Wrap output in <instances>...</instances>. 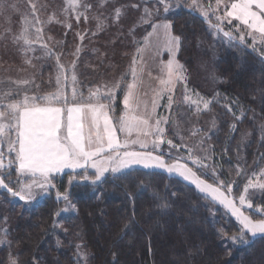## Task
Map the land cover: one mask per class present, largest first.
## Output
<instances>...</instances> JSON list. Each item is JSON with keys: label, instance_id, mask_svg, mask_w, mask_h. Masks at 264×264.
I'll list each match as a JSON object with an SVG mask.
<instances>
[{"label": "trees", "instance_id": "1", "mask_svg": "<svg viewBox=\"0 0 264 264\" xmlns=\"http://www.w3.org/2000/svg\"><path fill=\"white\" fill-rule=\"evenodd\" d=\"M166 20L171 22L173 35L180 38L177 57L188 82L197 79L203 84L197 77L198 64L206 53L203 46L212 42L211 22L186 9ZM213 44L218 54L213 68L218 80L216 92L205 96L217 128L207 140L218 167L223 166L215 176L221 179L224 165L241 154L240 146L244 147L245 169L264 148L260 140L264 54L245 39H231L226 44L218 39ZM118 95L120 99L123 93ZM73 175L76 179L70 185ZM85 175L90 181L94 170L65 172L54 182L55 190L69 193L74 211H65L61 217L63 201L57 200L54 190L37 201L35 210L27 209V216L3 235L0 264L12 260L17 264H80L73 258L78 241L89 253L87 264H264V236L246 234L247 243L223 237L221 228L229 237L239 233L236 220L174 174L137 167L127 174L107 173L95 185L83 181ZM1 193L5 191L0 189V197ZM61 219L65 221L63 230L57 224Z\"/></svg>", "mask_w": 264, "mask_h": 264}, {"label": "snow or ice", "instance_id": "2", "mask_svg": "<svg viewBox=\"0 0 264 264\" xmlns=\"http://www.w3.org/2000/svg\"><path fill=\"white\" fill-rule=\"evenodd\" d=\"M157 3L163 6L165 13L173 10L171 0H157ZM224 3L225 0H216L215 9L211 10V14L215 15ZM79 6L78 0H67V7L64 11L67 12L71 9L76 12V19L79 21L82 15L76 11ZM176 6L181 5L177 4ZM31 7L35 14L36 5L31 4ZM198 7L202 9L203 5L199 4L198 0H191L189 8L196 9ZM159 11V8L145 7L141 20L147 23L153 15H158ZM120 14V9H116L117 19ZM202 15L208 18L210 13L202 11ZM215 18L217 23L210 27L215 28L218 33L223 31L222 25L225 21L231 25L235 20L238 22L235 25L236 30L243 29L239 37L241 42L245 39V33L253 38L254 43L257 34L264 42V0H231L230 6L225 4L223 15H216ZM35 20L39 23L38 17H35ZM24 25L14 40H22L24 45L31 49L34 43L42 39V29L35 27V24H32L27 18L24 20ZM29 25L35 27V40L29 37ZM151 27L152 32L147 34L144 44L137 48L136 55L133 56L130 65L132 80L124 86L123 111L119 117L114 118L113 102L115 92L122 87L125 77L122 76L121 80L111 87L103 86L106 91L101 87L89 89L88 96L84 97L76 88L78 80L74 71L75 61L70 68L66 69L65 65L59 63V56H57V89L55 91L45 95H29L25 92L19 99L13 98V96H19V92L12 90L0 92V187L13 197L31 202L38 195H45L50 189L55 188L52 182L55 175L63 173L65 169L73 173H76L77 169L85 173L89 169L94 170L93 179L89 181V177L85 175L82 180L95 185L102 182L107 173L127 174L137 167L159 168L166 170L169 175L178 174L185 180L196 177L191 182L195 183L199 192L210 196L212 201L218 202L232 217H235L239 225V233L229 237L227 232L221 228L220 233L223 237L233 243H247L246 234L250 237L264 236V206H254L249 194L250 190L264 192V170H261L259 178L255 182L249 178L243 192L238 198H233L231 197V184H225L224 181H219L218 186L209 184L197 177L196 173L186 165L168 164L163 154H155L163 143H167L171 148L181 147L171 139L165 140L166 129L161 127V124H167L169 119L158 116L156 109L159 105L156 102V97L165 92L169 93L167 107L170 110L175 85L183 82L186 88L187 77L184 75L183 65L175 59V52L179 50L180 38L171 34V22L153 23ZM223 35L229 39H235L231 32L223 31ZM153 36L157 38L156 46L160 39H163V45L169 52L170 58L166 62H161L160 72L162 75L157 78L161 87L154 92L151 110H149L147 102H142L139 99L138 74L144 70V52L154 46L151 40ZM42 47L47 49L46 44H43ZM47 52L49 55L52 54L50 49H47ZM78 52L79 48H77ZM137 57L140 59L138 60ZM26 62L31 63L30 61ZM138 64L140 65L139 69ZM69 72L70 76L67 74ZM149 75L151 74L149 73ZM69 82L72 85L71 98L66 92ZM15 83L28 85L30 81L23 80ZM184 99L194 106L197 112L201 110L199 105L202 101L199 94H197L196 100H191L186 90ZM141 103L144 105L143 109H141ZM210 103V101L203 102L204 110L209 108ZM118 133L124 134L123 142H121ZM134 134L135 138H133ZM149 137L152 138V151L147 150ZM5 144L7 145L6 152L2 147ZM134 146H139L141 150H134ZM184 147L187 148V145ZM191 151L189 149L190 153ZM194 163H199L201 167H207L200 162L199 158ZM14 165L17 173L15 183L19 185L15 190L9 187L13 181L5 182V170L12 169ZM6 175L10 177L11 171H7ZM253 176L255 177L257 174L253 173ZM75 179V175L70 176L69 184H73ZM56 198L58 201L63 200L67 205L61 211L74 208L67 191L61 193L57 190ZM249 212L252 214H248ZM59 214L58 212L57 215ZM253 215L261 218L254 219ZM81 247V245H77V258L80 264H87L88 253L82 252ZM11 264H17V262L12 260Z\"/></svg>", "mask_w": 264, "mask_h": 264}, {"label": "rangeland", "instance_id": "3", "mask_svg": "<svg viewBox=\"0 0 264 264\" xmlns=\"http://www.w3.org/2000/svg\"><path fill=\"white\" fill-rule=\"evenodd\" d=\"M78 2L80 6L76 11L82 14L79 21L76 19V12L71 9L67 12L64 11L67 7V0H31V3L30 0H0V92L7 90L19 92V96H13L14 99H19L25 92L29 95H45L55 91L57 89V56H59V63L65 65L66 69L70 68L73 61H75L74 71L78 80L76 88L84 97L88 96L89 89L101 87L102 90L106 91L103 86L107 85L111 87L116 84L117 81H120L122 76L125 77L122 87L115 92V100L113 102L114 118L119 117L120 113L123 111V105H121V97L119 99L118 94L124 93V86L132 79L130 65L133 56L136 55L137 48L143 45L144 38L147 34L152 32L150 31L151 25L153 23L168 21L166 18L176 14L180 9L197 12L203 18L205 17L202 15V11H209L210 15L205 19L211 22L210 25L217 23L215 16L218 15L217 13L212 15L211 10L208 9V5L212 2L210 0H198V3L203 5L202 9L199 7L190 9L189 4L191 0H171L173 10L167 13L163 11V6L158 4L157 0H78ZM31 4L36 5L35 14H33ZM177 4L181 6L177 7ZM13 5L15 7H12ZM89 5L90 7H88ZM145 7L149 9H160L159 14L153 15L147 23L141 20V17L144 15ZM116 9H120L121 11L119 19L116 18ZM35 17H38L39 23L36 22ZM85 17H87V19H85ZM25 18L31 21L32 24H35V27H40L42 29V39L34 43L31 49L25 46L22 40H14V37L18 36L25 26ZM145 19L148 18L145 17ZM237 23V21L233 20L232 24L229 25L225 21L222 28L223 31L231 32L236 40H240L239 37L243 29L241 28L237 31L235 28ZM210 25L209 29L212 42L206 43L205 46H203L206 53H203L204 58L201 59L198 64L199 74L197 77L201 78L199 82L203 84H199L197 79L188 82L189 76L185 68H183L184 75L187 77L186 88L183 82L176 84L175 93H172L173 102L170 110L167 107L169 104V94L165 95L167 92L163 93L161 97L164 96L165 98L163 97L164 99L160 109L156 110L159 117L169 119L167 124H161V127L166 129L165 140L171 139L175 144L181 147L171 148L167 143H163L155 154H163L168 164L178 163L180 165H186L187 168L196 173L197 177L205 180L209 184L218 186L219 181H224L225 184H231V197L238 198L243 192L245 184L248 183L249 178H252L253 182H255L259 178L261 170H264V148L257 152L253 161L254 163L249 168L245 169L242 153L244 147L240 146L241 154H237L231 164L224 165V176L221 179L215 178L216 173H218L223 166L219 164L220 166L218 167V160L213 152L211 143H209L207 139L209 134L214 132L217 127L209 116V108L204 110L203 102L209 101L205 96L208 94L207 92H216L218 75L213 68L218 54L213 43L215 40L219 39L226 44L231 39L225 37L223 31L218 33L216 29L210 27ZM35 27L29 25V37L33 40L36 38ZM81 37H83V39H81ZM151 40L154 45L152 47L153 51L159 50L162 51V53L165 51L162 38L158 46H156L157 38L155 36H153ZM245 40L250 41L249 46L251 48L264 54V42L261 41L258 34L256 35L255 43L253 38L247 36L246 33ZM43 44H46L47 49L51 50V55L48 54L47 49L42 47ZM77 48H79L78 53ZM147 50L149 51L150 48ZM176 55L175 53V59L177 60ZM165 57L163 62H166L170 58L169 52H167V56ZM26 61H30L31 63ZM67 74L69 76L71 75L70 72ZM23 80H28L30 83L28 85H17L15 83L16 81ZM156 85H158L159 90L161 87L159 81H157ZM154 88L155 86L152 87V89ZM71 90L72 85L69 82L66 88L69 98H71ZM186 90L191 100H196L197 94H199L202 101L199 105L201 109L199 112H197L196 108L191 106L189 102L185 101L184 96ZM150 93L149 91V97ZM118 104L120 105V111ZM141 109H143V107H141ZM148 109L151 110L150 105H148ZM197 129L200 131H196ZM260 129L261 134H263L260 140L264 144V124L260 126ZM193 132H195V135H193ZM121 135L124 136L123 133H121ZM181 137H183V139H181ZM133 138H135V134ZM124 139L125 136L122 138V141ZM151 139V137L148 138V151L153 150ZM184 145H187V148H185ZM164 146L167 147V150L163 149ZM2 147L6 152L7 145L5 144ZM189 149L192 150L191 153ZM134 150L139 151L141 149L139 146H134ZM197 158L200 159L202 164L207 165V167H201L199 163H194ZM7 171H11L10 177L6 175ZM69 171L70 170L65 169L63 173L56 174L55 179L52 181L53 184H55L54 182L65 174V172ZM76 171L82 170L77 169ZM253 173H256L257 176L254 177ZM174 175L180 177L178 174L174 173ZM205 176L207 177L205 178ZM16 179L17 173L15 171V165L12 169L5 170V182L7 183L9 180L13 181V183L9 184V187H12L14 190L19 187V185L15 183ZM182 179L185 180L184 178ZM195 179L196 177H190V179L185 181L198 190L195 183L191 182ZM0 189L5 191V194L1 193L2 196L0 197L1 247L4 243L3 235L13 228L12 226L17 220L23 218L25 215L27 216V209L35 210L38 200L52 192V190H54V194H56L57 189H50L47 194L38 195L31 202H25L18 197H13L2 187H0ZM249 194L254 206H264V192L260 190H250ZM207 197L210 198V196ZM217 204L222 208L225 214L231 216L222 205L218 202ZM66 207L67 205L63 201L60 212ZM68 211H74V208ZM248 214L252 213L249 212ZM64 215L65 211L62 212L61 217ZM233 218L235 219V217ZM253 218L259 219L261 217L253 215ZM64 223V220H58L57 223L62 230L64 229ZM61 241L59 240L58 242ZM77 245L82 246V252L88 253L81 242L78 241L75 248H77ZM73 258L79 261L77 258V249Z\"/></svg>", "mask_w": 264, "mask_h": 264}, {"label": "crops", "instance_id": "4", "mask_svg": "<svg viewBox=\"0 0 264 264\" xmlns=\"http://www.w3.org/2000/svg\"><path fill=\"white\" fill-rule=\"evenodd\" d=\"M212 1L211 4L208 5V9L212 10L215 9V5H216V0H210ZM230 2L231 0H225V3L222 4L220 6V10L218 12H216L218 15H222L223 11L225 9V4L230 6ZM211 6V8H210ZM220 13V14H219ZM152 31V27H150ZM172 33V31H171ZM173 35V33H172ZM175 36V35H174ZM144 44V43H143ZM180 47V44H179ZM164 52L162 53V51H153L152 47H150V50H146L143 54V72L138 74V78H139V88H138V95H139V99L142 102H147L148 105H152V100L154 97V92L158 90V85H156L157 81H158V77H160L162 75V73L160 72V66H161V62L164 61V58H166L165 56H167V49L164 48ZM179 50L176 51L175 53L178 54ZM177 61L179 62V59L176 55ZM137 59L139 60L140 57H137ZM138 69L140 67V65H137ZM149 73L151 75H149ZM132 80V79H131ZM130 80V82H131ZM155 86L154 89H152V87ZM176 86V85H175ZM175 90V89H174ZM149 91L150 93V97H149ZM125 91L122 95L121 98V104L123 105V97H124ZM168 95L169 93H165V95ZM163 95V94H162ZM164 96L161 97L157 96L156 97V102L159 105L157 107L156 110H159L161 107V103L163 102V98ZM143 103H141V107H143ZM119 138L122 141V138H124L123 135H121V133H118ZM67 171V170H66Z\"/></svg>", "mask_w": 264, "mask_h": 264}]
</instances>
